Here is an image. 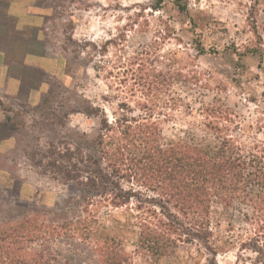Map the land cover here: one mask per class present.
<instances>
[{
    "label": "rangeland",
    "instance_id": "rangeland-1",
    "mask_svg": "<svg viewBox=\"0 0 264 264\" xmlns=\"http://www.w3.org/2000/svg\"><path fill=\"white\" fill-rule=\"evenodd\" d=\"M26 3L37 14L24 24L0 0V50L18 88L0 90V223L33 214L69 222L71 230L44 238V246L31 244L49 249L51 264H105L98 245L106 234L123 248L122 264H205L213 253L196 239L178 241L162 255L139 247L136 199L115 208L95 198L83 212L74 204L79 187L42 174L27 152L50 139L73 150L76 135L98 132L102 116L69 113L81 96L111 121L116 113L152 125L162 148L188 147L200 158L234 145L249 171L263 172L264 0ZM46 96L53 97L50 104ZM62 108L69 113L63 126L47 124L45 114ZM129 175L123 184L140 193L142 206L147 199L165 203L143 178ZM252 178L246 187L252 200L244 189L226 201L212 197L208 241L218 264H264V183Z\"/></svg>",
    "mask_w": 264,
    "mask_h": 264
},
{
    "label": "trees",
    "instance_id": "trees-1",
    "mask_svg": "<svg viewBox=\"0 0 264 264\" xmlns=\"http://www.w3.org/2000/svg\"><path fill=\"white\" fill-rule=\"evenodd\" d=\"M52 98L46 96L43 102L50 104ZM69 113L102 116L99 130L96 134L76 135L75 150L59 149L58 144L64 142L59 139L46 140L42 149H30L27 155L39 166L41 173H50L65 183L76 184L80 193L74 204L81 206L83 212L89 213L88 207L94 204L95 198H103L115 208L128 206L132 199H136L138 204L132 210L139 227L138 245L151 254H167L178 241L193 242L196 239L213 253L205 264H218L208 241L207 217L212 197L221 196L220 199L226 201L229 193L244 189L245 197L249 198L246 192L248 183L253 176L264 183V171L259 170V174L249 171L241 155L233 151L234 145L225 147L214 156L205 152L200 158L191 155L187 146L186 150L162 148L152 137V125H144L135 118L116 113L115 120L111 121L105 111L81 96L76 98ZM69 113L63 108L46 113L47 124L63 126V118ZM7 120L15 126L9 115ZM129 174L139 175L147 188L159 191L168 207L162 201L154 202L152 199H147L148 207L142 206L140 193L123 184ZM154 205H158L160 210L156 211ZM171 207L177 210V214L171 212ZM180 216L185 221L180 220ZM79 221H76V228ZM68 226L71 230L69 222L55 223L41 219L39 214L1 222L0 264H51L54 256L49 249L42 248V240L54 237ZM37 242L43 246H31ZM256 247L261 254L262 246ZM98 248L105 264H122L125 260L123 248L117 246L109 234L99 242Z\"/></svg>",
    "mask_w": 264,
    "mask_h": 264
},
{
    "label": "crops",
    "instance_id": "crops-1",
    "mask_svg": "<svg viewBox=\"0 0 264 264\" xmlns=\"http://www.w3.org/2000/svg\"><path fill=\"white\" fill-rule=\"evenodd\" d=\"M6 2V13L9 16H13L20 23H26L31 14H37V12H31L28 10L26 0H4ZM9 64L6 61L3 50H0V90L12 91L17 90V80L9 82Z\"/></svg>",
    "mask_w": 264,
    "mask_h": 264
}]
</instances>
